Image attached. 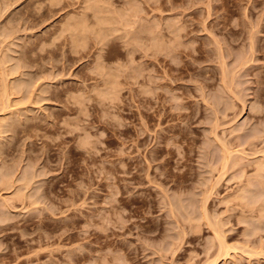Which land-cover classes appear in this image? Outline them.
I'll return each instance as SVG.
<instances>
[{
    "label": "rangeland",
    "instance_id": "1",
    "mask_svg": "<svg viewBox=\"0 0 264 264\" xmlns=\"http://www.w3.org/2000/svg\"><path fill=\"white\" fill-rule=\"evenodd\" d=\"M86 2L0 0V212L34 211V170L52 198L29 227L0 228V264H210L209 220L230 247L216 264H264V0ZM100 60L119 71L116 95Z\"/></svg>",
    "mask_w": 264,
    "mask_h": 264
},
{
    "label": "bare ground",
    "instance_id": "2",
    "mask_svg": "<svg viewBox=\"0 0 264 264\" xmlns=\"http://www.w3.org/2000/svg\"><path fill=\"white\" fill-rule=\"evenodd\" d=\"M6 2H7V1H6ZM94 2H97V0H95ZM94 2H91L90 0H88V3L86 2L87 5L84 6L83 8H85V10H87V8L91 9V7L93 6L92 9H94L95 7H98V11H99V8L103 11L102 8L105 6L104 8H105V11H106V8H110V7L113 5V4L111 3L112 5L110 6V5L107 3L108 6H106V3H105V2H102V4H103V3L105 4V5H104V4L102 5V4H100L99 0H98L99 3H97V4L95 5ZM86 3H85V4H86ZM129 3H130V2H129ZM129 3H128L127 5H129ZM82 4H83V3H82ZM130 4H131V3H130ZM132 4H133V3H132ZM135 4L138 5V3H135ZM7 5H8V4H7ZM73 5H74V4H73ZM9 6H10V5H9ZM109 6H110V7H109ZM129 6L131 7V6H133V5H129ZM134 6H135V5H134ZM113 7H114V5H113ZM115 7H117V6H115ZM137 7H139V5H138ZM174 7H175V6H174ZM174 7H173V8H174ZM131 8H132V7H131ZM110 9H111V8H110ZM128 9H129V8L126 9L127 12H128ZM133 9H134V8H133ZM107 10H108V9H107ZM129 10H132V9H129ZM137 10H138V9H137ZM209 10H210V9H209ZM94 11H95V10H94ZM102 11H101V12H102ZM105 11H103V12H105ZM210 11H211V10H210ZM210 11H209V13H210ZM122 12H124V15H125V16H122L123 14H121L120 18L123 17L122 19L124 20L125 17H126V14H127V16H128V13H127V12L125 13V10H123ZM132 12H133V11H132ZM135 12H136V10H135ZM181 13H182V12H181ZM83 14H84V13H83ZM75 18H76V17H75ZM79 18H80V17H79ZM127 18H128V17H127ZM82 19H83V18H82ZM122 19L120 20V21H122L121 23H123V20H122ZM76 21H77V20H76ZM84 21H85V20H84ZM125 21L127 22L128 20L125 19ZM79 22H80V20H79ZM177 22H178V21H177ZM80 23H82V22H80ZM123 24H124V23H123ZM169 24H172V23H169ZM214 24H215V23H214ZM84 25H85V23H84ZM172 25H173V24H172ZM172 25H169V27L171 28ZM181 25H182V24H181ZM175 26H176V25H175ZM178 26H179V27H178ZM217 26H218V25H217ZM177 27L180 29L181 26H180V25H177ZM185 27H186V26H185ZM108 28H109V27H108ZM108 28H107V29H108ZM178 28L175 29L177 32H178V30H177ZM206 28H207V27H206ZM217 28H218V27H217ZM217 28H216V29H217ZM219 28H220V27H219ZM82 29H83V28H82ZM110 29H111V28H110ZM115 29H116V28H114V30H115ZM171 29L174 30L173 28H171ZM104 30L107 31V32H105L106 37L108 36L107 34L109 33V31H111V32L114 31V30L112 31V30H109V29H108V30H109V31H108V30H106L105 28H104ZM180 30H181V29H180ZM180 30H179V32L181 33L182 30H181V31H180ZM220 30H221V29H220ZM176 31H174L175 36H178V39H179V38H180V37H179V34H180V33L178 34ZM184 31H185V30H184ZM102 32H103V31H102ZM102 32H101V34H102ZM127 32H129V31H127ZM78 33H79V32H78ZM80 33H81V32H80ZM82 33H83V32H82ZM176 33H177V35H176ZM214 33H215V32H214ZM217 33H218V32H217ZM101 34L99 35L98 38H100V36H103V35H104V34H102V35H101ZM127 34H128V33H127ZM181 34H182V33H181ZM181 34H180V35H181ZM77 35H78V34H77ZM79 35H80V34H79ZM105 35H104V36H105ZM80 36H82V37H77V38H76V42H75V44H74V47H75V46H77V47L79 46V51H80L81 48H83V47L85 46V44L88 42V41L86 42V40H87L88 38H87V39H83L84 37L86 38L87 35L83 34V35H80ZM104 36H103V37H104ZM103 37H102V38H103ZM106 37H104V38H106ZM104 38H103V39H104ZM182 38H183V37H182ZM219 38H220V37H219ZM101 40H102V39H101ZM176 42H177V41H176ZM176 42H174L175 47H173V46H174L173 43L171 44L172 46H170V45H169L170 43H168L167 46L165 47V45H166L165 42H164V46L162 47V45H161L162 42H160V41H159V42L156 41V43L153 44V45H155V47H156V46H158V47L161 46V47H159V48H162V49H160V51H161V50L164 51V52H165V51H167V52H168V51H169V52L172 51L173 53H175V55H177V54L179 55V53H180V54L183 53V50H184V49H178V48H177V47H178L177 44H175ZM178 42H180V41H178ZM180 43H181V42H180ZM180 43H179V44H180ZM215 43H216V41H215ZM135 44L138 45V44H140V42L138 41V42H136ZM86 45H87V44H86ZM228 45H229V44H228ZM82 46H83V47H82ZM176 46H177V47H176ZM181 46H182V45H181ZM80 47H81V48H80ZM229 47H230V46H229ZM252 47H253V46H252ZM75 48H76V47H75ZM164 48H165V50H163ZM218 48H219V47H218ZM77 49H78V48H77ZM189 49H190V48H189ZM158 50H159V49H158ZM6 51H7V50H6ZM219 51H220V50H219ZM252 51H253V50H252ZM167 52H166V53H167ZM184 52H185V51H184ZM191 52H192V51H191ZM167 54H168V55H171V53H167ZM173 55H174V54H173ZM173 55H172V56H173ZM237 56H238V55H237ZM164 57H165V55H164ZM177 57H178V56H176V58H177ZM168 58H169V56H168ZM171 58H172V57H171ZM179 58H180V57H179ZM236 58H237V57H236ZM164 59H165V58H164ZM174 59H175V58H174ZM174 59H172V60H174ZM157 60H158V59H157ZM175 60H176V59H175ZM221 60H222L221 62L224 64V62H225V58L223 59V57H222ZM169 61H171V60H169ZM246 61H247L246 59H245L244 61H243V60H242V61L239 60L237 66H238V67H240V66L242 67V66L244 65V63H246ZM248 61H249V60H248ZM190 62H191V61H190ZM177 63H178V62H177ZM177 63H176V64H177ZM194 63H195V62H194ZM152 64H153V63H152ZM179 64H180V62H179ZM179 64H178V65H179ZM227 64H228V63H227ZM181 65H182V64H181ZM120 66L122 67L121 69H123V67H125V65H121V64H120ZM174 66H175V64H174ZM179 66H180V65H179ZM190 66H191V65H190ZM97 67H98V68H96V69L102 71V72H101V73H103L102 75H108L107 78H104V79H106L105 82L107 83V86H108V87H107L106 89H104V90H108V91H107V92H106V91H103V92H105L107 95H108V93H109V94L116 95V93H117L118 91H120V90H119V80L117 79V77H119V75L117 74V72L119 73V71L116 69V71H114L115 74H114V72L112 73L111 68H108L107 65H106L102 60L99 61V64L97 65ZM126 67H127V66H126ZM126 67H125V68H126ZM128 67H129V66H128ZM170 67H172V66H170ZM182 67H183V66H182ZM176 68H177V67H176ZM176 68H174V69H176ZM228 68H229V67H228ZM247 68H248V66H247ZM118 69L120 70V68H118ZM165 69H166V68H165ZM167 69H168V68H167ZM224 69H225V67H224V68L222 67V70H223V71H224ZM163 70H164V69H163ZM17 71H18V70H17ZM121 71H124V70H121ZM121 71H120V72H121ZM177 71H178V69H177ZM223 71H222V73H226V71H225V72H223ZM2 72H3V70H2ZM4 72H5V71H4ZM4 72H3V73H4ZM164 72H165V71H164ZM166 72H167V71H166ZM166 72H165V73H166ZM247 72H248V71H247ZM15 73H16V72H15ZM229 73H230V72H229ZM113 74H114V76H112ZM171 74H172V72H171ZM181 74H182V73H181ZM204 74H205V73H204ZM2 75L5 76L4 74H2ZM6 75H7V74H6ZM27 75H28V74H27ZM175 75H176V74H175ZM179 75H180V73H179ZM223 75H224V74H223ZM231 75H232V74H231ZM167 76H168V75H167ZM188 76H189V75H188ZM201 76H205V75L201 74ZM226 76H227V74H226ZM226 76L224 75V80H225V77H226ZM206 77H207V76H206ZM235 77H236V76H235ZM1 78H2V77H1ZM6 78H8V77H6ZM178 78H180V77H178ZM2 79H3V78H2ZM2 79H1V80H2ZM204 79H205V77H204ZM173 80H174V78H173ZM175 80H176V78H175ZM175 80H174V81H175ZM199 80H200V79H199ZM222 80H223V79H222ZM224 80H223V82H225V86H226V82H228L229 80H228V81H224ZM237 80H238V79H237ZM3 81H5V82H4V83H5V86H4V84H3V86H4V91H5V93H9L10 91L7 92V90H8V88H7V87H8V86H7V82H6L5 79H3ZM176 81H177V80H176ZM210 81H211V80H210ZM150 82H151V83H150V84H151L150 87H151L152 89H154L155 84H158L157 81L153 79V77L151 78ZM202 82H203V81H202ZM231 82H232V81H231ZM31 83H32V82H29V84H31ZM180 83H181V82H180ZM240 83H241V82H240ZM29 84H28V85H29ZM228 84L231 85L232 83L229 82ZM8 85H9V84H8ZM177 85H178V84H177ZM180 85H181V84H180ZM29 86H30V85H29ZM183 86H184V85H183ZM200 86H201V85H200ZM225 86H224V87H225ZM232 86H233V85H232ZM20 87H21V86H20ZM25 87H26V86H25ZM21 88H22V87H21ZM21 88L18 89V91H19V90H22ZM30 88H31V87H30ZM197 88H198V87H197ZM226 88H227V87H226ZM229 88H231V87H229ZM233 88H234V87H232V90L235 91ZM9 89H10V88H9ZM23 89H24V88H23ZM148 90H149V89H148ZM224 90H225V89H224ZM224 90H223V91H224ZM229 90H231V89H229ZM229 90L227 89V92H228ZM232 90L228 92V95L230 96V97H229V98H230V101H229L230 104H232V102L234 101V97L236 98V95L238 96V92H233ZM176 91H177V90H176ZM202 91H203V90H202ZM218 92H219V90H218ZM231 92H232V93H236V94H233V95H232ZM203 93H204V92H203ZM219 93H220V92H219ZM222 93H224V92H222ZM229 93H231V94H229ZM102 94H103V93H102ZM106 94H105V95H106ZM225 94H226V93H225ZM2 95H3V94H2ZM7 95H10V94H7ZM179 95H180V94H179ZM184 95H185V94H184ZM5 96H6V94H5ZM108 96H109V95H108ZM180 96H181V95H180ZM182 96H183V95H182ZM216 96H217V95H216ZM226 96H227V95H226ZM226 96L223 94V95H221L220 98L218 97V99L216 100V103H215V106H214V107H216V108L221 107V109H222V105H224V103H225V105H226L227 103H229V102H226V101H227V100L225 99ZM9 97H10V96H9ZM4 98H5V97H3V99H4ZM239 98H240V97H239ZM40 99H41V98H40ZM178 99H179V98H178ZM214 99H215V98H214ZM149 100H150V99H149ZM176 100H177V99H176ZM237 100H238V99H237ZM235 101H236V100H235ZM152 102H153V101H151V103H152ZM175 102H176V101H175ZM5 103H6V102H5ZM235 103H236V102H235ZM259 103H260V102H259ZM152 104H153V103H152ZM176 104H177L176 106H180V107H183V106H184V102H180L179 100H177ZM219 105H221V106H219ZM235 105H236V104H235ZM186 106H187V105H186ZM227 106L229 107V104H228ZM227 106H226V108H227ZM184 108H185V107H184ZM224 108H225V107H224ZM3 109H4V108H3ZM221 109H220V110H221ZM228 109H229V108H228ZM236 109H237V108H236ZM217 110L220 111L219 109L214 110V111H216V114H217V112H218ZM226 110H227V109H226ZM226 110H225V112H226ZM239 110H240V109H239ZM197 111H198V110H197ZM225 112H222V114H223V113L225 114ZM214 113H215V112H214ZM227 113H228V112H227ZM215 116H216V115H215ZM217 116H218V114H217ZM224 117H225V116H224ZM221 119H222V118H221ZM233 119H234V118H233ZM216 120H217V118H216ZM237 120H238V119H237ZM215 122H216V121H215ZM230 122H231V121H230ZM250 123H251V122H250ZM237 124H238V122H237ZM217 126H218V125H217ZM217 126L215 125L214 128H216ZM255 129H256V128H255ZM252 130L254 131V129H252ZM214 131H215V130H214ZM239 132H240V131H239ZM215 133H216V132H215ZM255 134H256V133H255ZM255 134H254V135H255ZM215 135H216V134H215ZM254 135H253V136H254ZM213 136H214V135H213ZM217 137H218V136H217ZM243 137H244V136H243ZM214 138H215V137H214ZM247 138H248V137H247ZM247 138H245V139H247ZM253 138H255V137H253ZM215 139H216V138H215ZM217 139H218V138H217ZM255 139H256V138H255ZM217 141H218V140H217ZM220 141H221V140H220ZM220 141H219V142H220ZM248 141H249V140H248ZM252 141H253V140H252ZM254 142H255V141H254ZM254 142H252V143H254ZM215 143H216V142H215ZM227 143H228V142H227ZM227 143H226L225 140H224V141H221V143H220L221 146L223 147L222 149H224V153H225L223 163H227L226 161L229 159L230 155L232 156V154H233L232 151H234L233 149H231V147L228 146L229 144H227ZM244 143H247V142L244 141ZM249 143H250V141H249ZM255 143H256V142H255ZM255 143H254V144H255ZM217 144H218V143H217ZM250 144H251V143H250ZM242 145H243V144H242ZM220 148H221V147H220ZM251 148H252V146H251ZM251 148H250V149H251ZM253 149H254V148H253ZM235 151H236V150H235ZM238 151H239V150H238ZM256 151H258V150H256ZM240 152H242V151H240ZM250 153H251V152H250ZM254 153H255V152H254ZM239 154H240V153H238V157H239L238 159L242 158V157H240L241 154H240V155H239ZM256 154H257V153H256ZM244 155H245V154H244ZM252 155H253V154H252ZM260 156H261V155H260ZM255 158H257V157H255ZM253 160H254V159H253ZM255 160H256V159H255ZM237 161H238V160H237ZM239 161H240V160H239ZM251 161H252V160H251ZM259 161H260V160H259ZM259 161H258V162H259ZM255 163H256V162H255ZM259 163H260V162H259ZM262 164H263V163H262ZM224 165H226V164H224ZM259 165H260V164H259ZM258 167H259V166H258ZM258 167H257V168H258ZM255 169H256V168H255ZM259 169H260V168H259ZM261 169H262V168H261ZM261 169H260V170H261ZM220 171H221V170H220ZM256 171H257V169H256ZM263 171H264V170H263ZM254 172H255V171H254ZM257 172H258V171H257ZM257 172H256V173H257ZM42 173L44 174V173H46V172H42ZM42 173H41V172H37V171L35 172V170H34V173H33V174L31 173L32 175H30V176H28V178H26V179H27V180H26V185H25V183H24V186H26V187H30L31 185H29V184H30L32 181H34V184L36 183L35 181H37V183H38V181H39L38 185H37V184L34 185L35 187L38 186L37 188H35V187L32 185V187H34L33 190L35 189V190H34V192H36L35 194H34L33 190L30 189V190H31L30 192H32V193H31V196L36 197V198H32V197L30 196V200L32 199L30 204L34 206V208H33L34 211L32 210V212H31V209H29V208H31V206H30V204H29V206H27V205H28V204H27V205H25V207H27V208L29 207L28 209L30 210V213L28 212V214H27V212H25V213L16 212V210H11V209L14 207L15 203H13V202L11 203V202H10V204H8V209H7V211H5V213H4V211H3V212H0L1 215H2V213L6 214L7 212H8V214H9V217H8V215L6 214L7 217H8L7 220H6V222L4 221V223H3L2 219H4V218H2V219L0 220V222L2 221V222L0 223V228H2L3 226H5V227H6V226H7V227H8V226L13 227L14 225L18 224L19 221L17 222V220H18L17 218H19V216H22L20 219H22V220L24 221V225L26 224L25 226H27V225H28V222L31 221L36 215H39L40 213H44V212H46V210H49V209H50V207H49V206H50V203L48 204V201H47V200H48L49 198H51V194H50V190H49V189L51 188V184L48 183V182L46 183V181L44 180V179H46V177L43 178V176L40 175V174H42ZM256 173H255V175H256ZM47 174H48V172H47L45 175H47ZM257 174H258V173H257ZM45 175H44V176H45ZM258 175L260 176V174H258ZM261 175H262V178H263L264 175L262 174V172H261ZM25 176H27V175H25ZM40 176H41L42 178H41ZM223 176H224V175H223ZM259 176H257V177H259ZM3 177H4V176H3ZM38 177H40L41 179H40V178L38 179ZM2 179H3V178H0V182L4 181V180H2ZM37 179H38V180H37ZM6 180H7V177H6ZM20 180H21V178H20ZM43 180H44V181H43ZM254 180H255V179H254ZM262 181H263V180H262ZM11 182H12V181H11ZM23 182H24V181H23ZM44 182H45V183H44ZM5 183H6V184H7V183L10 184V181H9V182H5ZM5 183H4V184H5ZM27 183H28V185H27ZM259 183H260V182H259ZM8 184H7V185H8ZM49 184H50V185H49ZM12 185H13V184H12ZM8 186H9V185H8ZM8 186H7V187H8ZM13 186H14V185H13ZM18 187H19V186H18ZM18 187H17V189H19ZM32 187H30V188H32ZM15 188H16V187H15ZM213 189H214V188H213ZM19 190H20V189H19ZM21 190H22V187H21ZM36 190H37V191H36ZM261 190H262V189H261ZM22 191H23V190H22ZM24 191H25V190H24ZM24 191H23V192H24ZM27 192H29V191H27ZM25 193H26V192H25ZM37 193L39 194V196H37ZM195 193H196V192H195ZM195 193H193V195H194ZM211 193H213L212 190H209V192L206 193L207 195H206V197H205V200L208 199V198H210L209 195H210ZM243 193H245V192H243ZM28 194L30 195V193H28ZM28 194H26V197H29V196H27ZM190 194H191V193H190ZM197 194H198V193H197ZM24 195H25V194H24ZM34 195H35V196H34ZM195 195H196V194H195ZM199 195H200V194H199ZM242 196H243V195H242ZM246 196H248V194H247ZM37 197H38V198H37ZM23 198H24V197H23ZM196 198H197V197H196ZM201 198H202V197H201ZM247 198H248V197H246V198L244 197L245 200H246ZM24 199H25V198H24ZM51 199H52V198H51ZM242 199H243V197H242ZM10 200H11V199H10ZM30 200H29V201H30ZM198 200H199V199H198ZM249 200H250V199H249ZM249 200H248V202L251 201V200H250V201H249ZM11 201H12V200H11ZM29 201H28V202H29ZM190 201H191V200H190ZM200 201H201V200H200ZM246 201H247V200H246ZM5 202H6L5 199H4L2 202L0 201V204L2 205V206H0V209H1V207L4 208L3 204L5 205ZM193 202H194V201H193ZM197 202H198V201H197ZM202 202H204V201H202ZM248 202H247V203H248ZM257 202H258V201H257ZM2 203H3V204H2ZM8 203H9V200H8ZM195 203H196V201H195ZM198 203H199V202H198ZM39 204H40V205H39ZM51 206H52V205H51ZM192 206H193V205H192ZM198 206H199V205H198ZM200 206H201V205H200ZM200 206H199V207H200ZM203 206H204V215H205V212L207 211V209L205 208L206 203H204ZM51 208H52V207H51ZM10 213H11V214H10ZM4 214H3V216H5ZM208 214H209V213H208ZM1 215H0V216H1ZM206 216H207V213H206ZM208 216H209V215H208ZM208 216H207V217H208ZM40 217H41V216H40ZM42 217H43V216H42ZM212 217H213V216H212ZM43 218H44V217H43ZM202 218H203V217H202ZM5 219H6V217H5ZM20 219H19V220H20ZM208 219H210V218L208 217L207 220H208ZM214 219H215V218H214ZM41 220H42V219H40V221H41ZM211 220H213V219H211ZM42 221H43V220H42ZM216 221H217V220H215V221L213 220V224H214V222L216 223ZM209 222H211L210 225H211V227H213V229H214L215 237H216V240H217V243H216L215 245L218 247V250H219V252L217 251V252H218V253H217L218 255H217V256H216V257L210 262V264H216V263L219 262L220 260H224V258H226V257L229 255V253H230L229 248H230V247L228 246V244H227L226 241H225V240H226V238L224 237L225 234L223 235V234H222L223 232H220L221 229H222L221 225H220V228H221V229H219V225H218V224H217L218 227L215 228L216 224H215L214 226H212V225H213V224H212V221L209 220ZM209 222H208V223H209ZM2 223H3V224H2ZM218 223H219V222H218ZM22 224H23V223H22ZM48 225H49V224H48ZM256 225H257V224H256ZM27 227H29V226H27ZM256 227H258V225L255 226V228H256ZM47 228H48V227H47ZM217 228H218L219 230H218ZM211 231H212V230H211ZM46 237H47V236H46ZM46 237H45V238H46ZM48 239H49V237H48ZM44 241H45V240H44ZM234 247H235V246H234ZM234 247H233V248H234ZM234 249H235V248H234ZM236 249H237V248H236ZM239 249H240V248H238V250H239ZM231 250H232V247H231ZM251 250H252V249H251ZM222 251H223V252H222ZM246 251H247V250H246ZM248 251H249V250H248ZM255 251H256V250H255ZM249 252H250V251H249ZM251 253H256V252H251ZM248 254H249V253H248ZM256 254H257V253H256ZM250 255L252 256L253 254H250ZM248 256H249V255H248ZM255 256H256V255H255ZM221 258H222V259H221ZM251 258H252V257H251ZM208 264H209V263H208Z\"/></svg>",
    "mask_w": 264,
    "mask_h": 264
}]
</instances>
